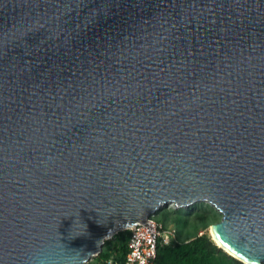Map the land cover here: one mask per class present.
<instances>
[{"label":"water","instance_id":"95a60500","mask_svg":"<svg viewBox=\"0 0 264 264\" xmlns=\"http://www.w3.org/2000/svg\"><path fill=\"white\" fill-rule=\"evenodd\" d=\"M200 202L264 264V0H0V264Z\"/></svg>","mask_w":264,"mask_h":264},{"label":"trees","instance_id":"16d2710c","mask_svg":"<svg viewBox=\"0 0 264 264\" xmlns=\"http://www.w3.org/2000/svg\"><path fill=\"white\" fill-rule=\"evenodd\" d=\"M210 207H212L210 205ZM184 211V210H180ZM122 234L120 246L111 247L108 240L100 256L107 257L113 252L123 261L127 248L130 229L118 231ZM156 264H246L220 248L209 233L198 234L187 241H177L171 245H160Z\"/></svg>","mask_w":264,"mask_h":264},{"label":"built area","instance_id":"2783aa9c","mask_svg":"<svg viewBox=\"0 0 264 264\" xmlns=\"http://www.w3.org/2000/svg\"><path fill=\"white\" fill-rule=\"evenodd\" d=\"M152 215L146 223L130 228L128 248L123 261H119L113 252L109 256H95L85 264H156L160 245L176 243L177 229L165 226Z\"/></svg>","mask_w":264,"mask_h":264},{"label":"rangeland","instance_id":"374dc122","mask_svg":"<svg viewBox=\"0 0 264 264\" xmlns=\"http://www.w3.org/2000/svg\"><path fill=\"white\" fill-rule=\"evenodd\" d=\"M154 217L160 220L165 226L176 227L177 242L179 240H190L198 234L209 233L211 235V224L219 221L221 214L213 206L210 207V204L200 202L189 208L181 209L167 205L157 211ZM122 237V234H114L108 239L110 246H120Z\"/></svg>","mask_w":264,"mask_h":264},{"label":"bare ground","instance_id":"6f19581e","mask_svg":"<svg viewBox=\"0 0 264 264\" xmlns=\"http://www.w3.org/2000/svg\"><path fill=\"white\" fill-rule=\"evenodd\" d=\"M170 206H173V207H174V205H173L172 203H170ZM211 236H212V239L215 240V237H214L213 232H212V228H211ZM216 244H217L218 246H220V248H222V247H221L222 245H221L219 242L216 241Z\"/></svg>","mask_w":264,"mask_h":264},{"label":"crops","instance_id":"0c3cea01","mask_svg":"<svg viewBox=\"0 0 264 264\" xmlns=\"http://www.w3.org/2000/svg\"><path fill=\"white\" fill-rule=\"evenodd\" d=\"M160 221V220H159Z\"/></svg>","mask_w":264,"mask_h":264}]
</instances>
